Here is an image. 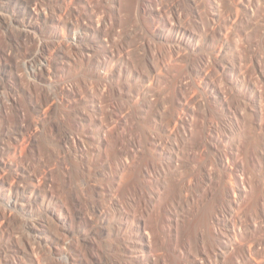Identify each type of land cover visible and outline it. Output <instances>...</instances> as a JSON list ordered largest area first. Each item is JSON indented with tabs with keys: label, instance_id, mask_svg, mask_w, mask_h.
Instances as JSON below:
<instances>
[{
	"label": "bare ground",
	"instance_id": "1",
	"mask_svg": "<svg viewBox=\"0 0 264 264\" xmlns=\"http://www.w3.org/2000/svg\"><path fill=\"white\" fill-rule=\"evenodd\" d=\"M0 264H264V0H0Z\"/></svg>",
	"mask_w": 264,
	"mask_h": 264
}]
</instances>
